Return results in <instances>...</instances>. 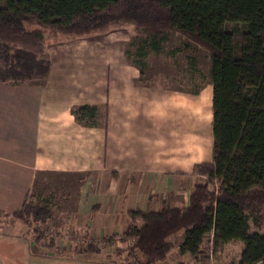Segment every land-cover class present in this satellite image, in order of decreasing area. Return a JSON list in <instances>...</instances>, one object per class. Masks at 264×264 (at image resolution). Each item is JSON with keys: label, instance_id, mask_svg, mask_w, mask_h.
Segmentation results:
<instances>
[{"label": "trees", "instance_id": "obj_1", "mask_svg": "<svg viewBox=\"0 0 264 264\" xmlns=\"http://www.w3.org/2000/svg\"><path fill=\"white\" fill-rule=\"evenodd\" d=\"M126 24L136 33L129 42L135 52L131 56L125 48L124 54L140 69L147 52L160 53L171 32L208 52L213 160L194 165L192 173L200 179L186 206L128 211L121 241L134 242L115 251L127 252V264H159L173 248L169 238L181 232L179 253L199 263L207 261L202 255L207 237L215 255L229 243H239L237 264L263 260L264 0H0V82L42 83L51 71L45 51L49 42ZM189 61L201 75L194 59ZM102 110L106 115L105 106ZM71 112L81 124H99L96 105L75 106ZM86 177L77 179V187ZM37 198L27 191L20 209L11 218L4 213L8 219L3 223L18 219L30 226L49 221L50 197ZM32 231L36 240L42 236L37 227ZM82 249L100 252L93 242Z\"/></svg>", "mask_w": 264, "mask_h": 264}, {"label": "crops", "instance_id": "obj_2", "mask_svg": "<svg viewBox=\"0 0 264 264\" xmlns=\"http://www.w3.org/2000/svg\"><path fill=\"white\" fill-rule=\"evenodd\" d=\"M131 38L115 29L49 42L51 71L42 83L0 82L1 212L20 209L40 172L86 173L63 231L101 252L108 237L122 242L128 211L188 204L194 165L213 160L211 77L191 88L141 82L143 70L124 55ZM101 58L109 72L99 87L91 72ZM188 71L192 77L190 63ZM85 104L99 107V124L75 119L71 108ZM169 240L165 261L182 233Z\"/></svg>", "mask_w": 264, "mask_h": 264}, {"label": "rangeland", "instance_id": "obj_3", "mask_svg": "<svg viewBox=\"0 0 264 264\" xmlns=\"http://www.w3.org/2000/svg\"><path fill=\"white\" fill-rule=\"evenodd\" d=\"M116 30L122 31V33H130V38L136 35L133 26L128 24L116 28ZM126 47L132 56L135 52V46L127 44ZM162 47L160 53L147 52L144 65L141 67L144 73L140 78L141 82L191 88L205 80L208 81L211 63L206 49L187 40L178 33L172 32L169 34L168 41L164 42ZM171 49L179 50L174 55H170L169 51ZM189 57L194 59L195 66L201 75L193 71L191 72L193 78L190 77L188 71ZM125 59L127 60L126 56ZM114 65H116L115 62L112 63V66ZM83 70L87 72L85 67ZM108 72V65L105 64L103 58L100 60V65H94L92 68L91 75L98 77L101 83L99 87L106 84ZM33 83L37 84V82ZM83 175L53 172L36 174L33 184L27 191L30 190L31 193L38 195L36 201L47 196L50 197L53 216L46 223L27 226L18 219H14L13 223H3L7 217L4 216V213H0V264H127L125 259L127 252H117L114 246L119 243L126 247L134 241L122 243L115 236H112L113 238L108 237L104 241L99 240L101 241L99 242L100 247H102L101 252H85L79 246L82 244L80 241L83 237L80 233L63 231V225L74 211V200L78 189L76 181ZM192 177L195 183L200 179L198 175L193 173ZM11 214H8L9 218L12 217ZM59 226L61 227L59 228ZM33 227H37L41 232L42 236L38 240L35 239L36 233L32 231ZM260 232L264 233V228ZM111 240L114 241V246L111 245ZM241 247L239 243H229L221 254L215 255L212 251L211 256L215 264H237ZM211 248L210 237L209 239L207 237L202 244V255L207 257L206 264L210 260L209 252ZM193 261L194 259L191 256L180 254L177 249L175 254H170L167 261L159 264H175L176 262L178 264H193ZM199 264H205V262Z\"/></svg>", "mask_w": 264, "mask_h": 264}, {"label": "built area", "instance_id": "obj_4", "mask_svg": "<svg viewBox=\"0 0 264 264\" xmlns=\"http://www.w3.org/2000/svg\"><path fill=\"white\" fill-rule=\"evenodd\" d=\"M132 241H134V239H132L131 240V242ZM210 256H209V254H208V256L210 257V260H209V262H208V264H215V262H214V260H213V258H212V256H211V253H212V249H210ZM181 262V261H180ZM193 264H199V262L198 261H193L192 262ZM174 264V263H173ZM175 264H178L177 262L175 263ZM254 264H264V259L263 260H260V261H258V262H256V263H254Z\"/></svg>", "mask_w": 264, "mask_h": 264}]
</instances>
